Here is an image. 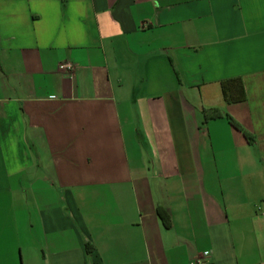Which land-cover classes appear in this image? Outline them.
Instances as JSON below:
<instances>
[{
  "label": "crops",
  "instance_id": "0c3cea01",
  "mask_svg": "<svg viewBox=\"0 0 264 264\" xmlns=\"http://www.w3.org/2000/svg\"><path fill=\"white\" fill-rule=\"evenodd\" d=\"M197 262L264 264V0H0V264Z\"/></svg>",
  "mask_w": 264,
  "mask_h": 264
},
{
  "label": "trees",
  "instance_id": "16d2710c",
  "mask_svg": "<svg viewBox=\"0 0 264 264\" xmlns=\"http://www.w3.org/2000/svg\"><path fill=\"white\" fill-rule=\"evenodd\" d=\"M235 83H239L240 84V80H228L222 83V87H223V92H224V96L226 98V100L228 102H232L235 101L234 98H232L229 93L228 90L230 89V86H233ZM245 100V94L242 93L241 97L238 98V102L244 101ZM228 120L230 121V123L232 125H234L237 129H241L240 126L231 118L228 116ZM246 136L248 137V139H250V137L248 136V134L245 132ZM161 216V214H160Z\"/></svg>",
  "mask_w": 264,
  "mask_h": 264
},
{
  "label": "built area",
  "instance_id": "2783aa9c",
  "mask_svg": "<svg viewBox=\"0 0 264 264\" xmlns=\"http://www.w3.org/2000/svg\"><path fill=\"white\" fill-rule=\"evenodd\" d=\"M60 68L70 74H73L75 72V67L69 63L62 64ZM197 264H200V262H197Z\"/></svg>",
  "mask_w": 264,
  "mask_h": 264
}]
</instances>
